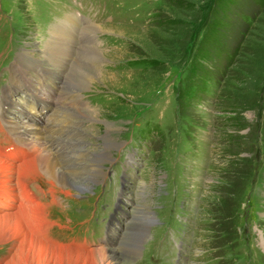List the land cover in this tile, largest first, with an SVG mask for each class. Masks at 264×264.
Wrapping results in <instances>:
<instances>
[{
	"label": "rangeland",
	"instance_id": "rangeland-1",
	"mask_svg": "<svg viewBox=\"0 0 264 264\" xmlns=\"http://www.w3.org/2000/svg\"><path fill=\"white\" fill-rule=\"evenodd\" d=\"M71 12L99 25L80 26L74 15L60 24L76 19L74 38L84 36L76 57L87 46L104 53L94 55L98 62L92 67L104 77L91 90L72 86L69 74H82L79 66L68 63L66 68L43 53L41 42L53 40L45 35ZM24 52L30 56L26 60L20 56ZM7 59L34 82L41 68L53 72L47 77L56 82L50 92L58 102L54 124L61 128L55 135L59 144L68 141L67 147L80 151L71 152L76 156L89 151L96 158L106 151V165L115 170L107 196L93 195V185L83 191L88 192L83 199L61 192L62 203L47 211L48 219L60 224L54 228L68 230L65 226L75 223V231L101 237L99 223L107 217L108 200L112 206L115 202L111 195L119 191L123 166L128 171L124 213L110 220L119 224L118 238L110 240L113 246L94 248L117 250L141 223L138 247L129 246L133 257L125 264H177V259L178 264H264V0H0V68ZM3 73L0 98L11 89ZM12 76L21 79L18 72ZM30 86L44 97L31 80ZM57 86L73 96L66 106ZM21 92L16 88L13 96L26 107ZM84 92L90 105L79 103ZM18 109L11 114L25 129ZM88 110H97L99 118L92 120ZM107 138L129 150L126 160L117 154L120 147L105 150ZM117 155L124 163L113 167ZM49 184L42 181L46 188ZM67 189L77 193L75 185ZM111 213L109 208L108 219ZM82 221L88 223L82 227ZM54 236L69 238L60 231ZM44 240L58 248H93ZM10 241L0 243L2 264L16 250L10 251ZM29 255L25 250L21 258Z\"/></svg>",
	"mask_w": 264,
	"mask_h": 264
},
{
	"label": "bare ground",
	"instance_id": "bare-ground-1",
	"mask_svg": "<svg viewBox=\"0 0 264 264\" xmlns=\"http://www.w3.org/2000/svg\"><path fill=\"white\" fill-rule=\"evenodd\" d=\"M68 23V25H63L62 28L59 25L57 29L53 31V40L55 39L54 44H48L46 54L49 56H55L57 54L62 55L63 57H66L64 59L67 60L69 65L73 66L74 64L79 66L82 74H69V79L70 77L74 79L72 86L79 87L78 90H91L92 85L96 84V79L104 77V73L98 72L95 70L97 68L94 69L92 67L98 62V60L94 58V55H99L101 53L104 56V53L91 47L89 49L87 46L83 47L81 50L79 49L80 57H76L77 54L74 52L75 48L78 50V41L76 37L74 38V31L77 28L76 19L71 17L68 20ZM89 27L91 28L92 26H87V28L83 30L82 35L87 34L90 29ZM125 29L128 28H124V30ZM53 40L51 41L53 42ZM52 65L50 64V66ZM86 74L87 76H85ZM20 75H23V73H20ZM28 84H30V79L21 83L20 86L27 89ZM65 85L64 89L67 88L66 90H69L68 88H70V84L68 80H66ZM5 98L11 103L12 92L8 93ZM87 113L92 120H97L99 118L97 110H88ZM65 119L66 118H64V120ZM108 124H105L107 125V134ZM9 126L18 136L20 143L24 145H32L34 152L31 156L23 157L22 159L18 153L15 154L11 150H9V153H6L5 156L0 155V174L3 177V179L0 180V192L2 190L5 192L7 191L8 193H6V195L15 197L16 204L19 203L20 197L19 208L15 207L13 210H8L4 209L7 207L6 204H0V243L8 242L12 239L17 241V244H15L16 250L12 257L10 256L11 258L9 259L8 264H125L128 256L129 258L133 257V254L129 255V246H131V248L132 246H135V249H137L138 236L141 233V231L139 232L141 223L138 227H136L137 225L134 226L131 237L127 236L125 242H122L123 244L119 245L117 250H107L104 248L80 249L73 248L71 247L72 245L67 248H58L45 242L44 239L47 238V228L53 226L48 223L49 216L47 210L52 205L60 204L61 201L59 202L57 197L53 196L50 204L42 203V201H38L30 189H28L25 182L30 176L38 172V164L40 163L41 166L43 165L47 167L49 170L47 174L51 173V176H49L51 184L55 187V182H58L59 185L62 184L61 190L69 196L71 195L70 191L67 189L69 187H74L75 185L77 190L83 192L89 190L90 186L97 184L96 180L102 178V173H100V171H105L102 165L108 163L109 158L106 155V151L96 158L91 155L89 151H86L89 154L83 152V155L79 156L73 155L72 153L59 156L52 152V150L43 147L42 134L40 132H34L37 127L34 128L33 133L27 132L26 129L28 126H25V129H22L20 124L15 122L14 119H11ZM76 127H78V123ZM110 128L112 129L114 127L110 126ZM36 130L39 129L37 128ZM53 134L54 133H51V135ZM104 143L105 150H114L116 147H120L119 143L113 138H107ZM76 157L79 158V161L81 159V162H76ZM13 174H17L18 177V186L14 187L11 185V183L14 184V181L10 178ZM55 190L56 189L51 190L52 195L55 194ZM25 250L30 254V259H27V257L24 259V255V258H21V255L25 253ZM131 252L133 251L131 250Z\"/></svg>",
	"mask_w": 264,
	"mask_h": 264
},
{
	"label": "trees",
	"instance_id": "trees-1",
	"mask_svg": "<svg viewBox=\"0 0 264 264\" xmlns=\"http://www.w3.org/2000/svg\"><path fill=\"white\" fill-rule=\"evenodd\" d=\"M176 5H178V7L180 6L179 3L176 2ZM140 61V60H139ZM133 62H136V61H133ZM141 62V61H140Z\"/></svg>",
	"mask_w": 264,
	"mask_h": 264
}]
</instances>
